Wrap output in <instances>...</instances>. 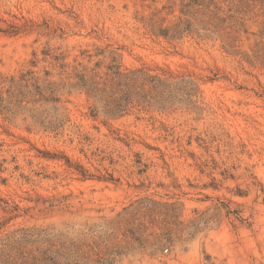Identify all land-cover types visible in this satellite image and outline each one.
Listing matches in <instances>:
<instances>
[{"label":"rangeland","instance_id":"1","mask_svg":"<svg viewBox=\"0 0 264 264\" xmlns=\"http://www.w3.org/2000/svg\"><path fill=\"white\" fill-rule=\"evenodd\" d=\"M0 264H264V0H0Z\"/></svg>","mask_w":264,"mask_h":264}]
</instances>
